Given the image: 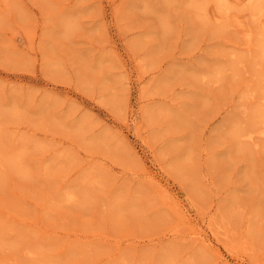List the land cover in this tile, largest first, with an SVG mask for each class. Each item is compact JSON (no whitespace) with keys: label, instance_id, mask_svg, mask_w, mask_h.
Wrapping results in <instances>:
<instances>
[{"label":"rangeland","instance_id":"374dc122","mask_svg":"<svg viewBox=\"0 0 264 264\" xmlns=\"http://www.w3.org/2000/svg\"><path fill=\"white\" fill-rule=\"evenodd\" d=\"M263 1L0 0V264H264Z\"/></svg>","mask_w":264,"mask_h":264},{"label":"bare ground","instance_id":"6f19581e","mask_svg":"<svg viewBox=\"0 0 264 264\" xmlns=\"http://www.w3.org/2000/svg\"><path fill=\"white\" fill-rule=\"evenodd\" d=\"M260 1H261V0H260ZM262 1H263V0H262ZM263 2H264V1H263ZM253 3H254V2H253ZM260 3H261V2H260ZM257 6L259 7V5H257ZM261 8H262V7H261ZM216 9H217V8H216ZM218 10H219V9H218ZM262 10H263V9H262ZM225 23H226V22H225ZM254 23H255V22H254ZM248 55H249V54H248ZM243 58H244V57H243ZM247 63H248V62H247ZM254 66H255V65H254ZM258 67H259V66H258ZM257 72H258V71H257ZM238 74H239V73H238ZM21 121H22V120H21ZM29 123H30V122H29ZM32 126H33V125H32ZM14 134H15V133H14ZM23 134H24V133H23ZM7 138H8V137H7ZM23 138H24V137H23ZM2 140H3V139H2ZM10 141H11V140H10ZM7 145H8V143H7ZM9 147H10V146H9ZM2 150H3V149H2ZM17 152H18V151H17ZM1 153H2V152H1ZM1 153H0V155H2ZM12 154H13V153H12ZM17 154H22V153H19V152H18ZM8 155H9V154H8ZM14 155H15V157H16V154H14ZM22 155H23V154H22ZM6 156H7V155H6ZM3 157H4V154H3ZM15 157H14L13 159H15ZM18 158H19V157H18ZM9 159H10V158H9ZM11 160H12V159H11ZM8 161H9V160H8ZM8 161H7V162H8ZM14 161H15V160H14ZM22 162H23V161H21V163H22ZM1 163H2V159H1V156H0V164H1ZM23 163H24V162H23ZM18 164H19V163H18ZM18 164H17V165H18ZM24 164H25V163H24ZM1 165H2V164H1ZM1 165H0V168H1ZM15 165H16V163H15ZM15 165H14V166H15ZM21 165H22V164H21ZM21 165H20V166H21ZM2 166H3V165H2ZM4 166H5V165H4ZM24 166L26 167V165H24ZM28 166H29V165H28ZM25 167H24V169H25ZM22 168H23V167H22ZM16 169H17V167H16ZM19 169H21V168H18L17 170L19 171ZM27 169H28V168H27ZM2 170H3V169H2ZM9 172H10V171H9ZM19 172H20V171H19ZM29 172H31V171H29ZM158 173H159V172H158ZM25 174H26V173H25ZM28 174H29V173H28ZM21 176H22V175H21ZM26 176H27V175H26ZM1 180H2V178H1ZM0 183H1V182H0ZM17 185H18V184H17ZM31 187H32V186H31ZM142 224H143V223H142ZM39 254H40V253H39ZM42 255H43V254H42ZM39 257H40V256H39ZM40 259H41V258H40Z\"/></svg>","mask_w":264,"mask_h":264}]
</instances>
